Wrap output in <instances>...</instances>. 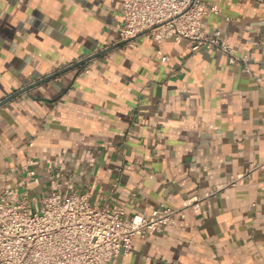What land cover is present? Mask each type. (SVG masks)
Returning <instances> with one entry per match:
<instances>
[{"label": "crops", "instance_id": "0c3cea01", "mask_svg": "<svg viewBox=\"0 0 264 264\" xmlns=\"http://www.w3.org/2000/svg\"><path fill=\"white\" fill-rule=\"evenodd\" d=\"M209 1L220 14L204 28L226 32L260 81L215 49L137 38L0 108V192L21 193L32 158L38 198L60 182L126 218L150 216L264 164V0ZM121 10L118 0H0V102L117 44ZM201 206L108 264H264V166Z\"/></svg>", "mask_w": 264, "mask_h": 264}, {"label": "built area", "instance_id": "2783aa9c", "mask_svg": "<svg viewBox=\"0 0 264 264\" xmlns=\"http://www.w3.org/2000/svg\"><path fill=\"white\" fill-rule=\"evenodd\" d=\"M122 4L123 21L119 42L132 45L140 37L158 44L166 39L186 40L188 50L204 48L223 54L229 65H240L242 71L260 81L252 70L250 56L236 54L226 32L207 31L204 19L219 15L218 6L209 0H118ZM161 62L168 56L158 50ZM34 160L23 166V186L19 194L10 189L0 192V264H108L121 253L133 250L135 236L143 238L176 226V218L196 216L202 202L226 188L251 179L264 164L254 162L242 174L225 183L183 200L178 207L161 204L150 216L140 214L126 218L124 207L107 200L95 205L85 192L64 194L60 182L39 199L30 190L35 178ZM118 190L114 184L113 192Z\"/></svg>", "mask_w": 264, "mask_h": 264}, {"label": "water", "instance_id": "95a60500", "mask_svg": "<svg viewBox=\"0 0 264 264\" xmlns=\"http://www.w3.org/2000/svg\"><path fill=\"white\" fill-rule=\"evenodd\" d=\"M129 41H121V42H118L117 44H114L113 46L109 47V48H106L105 50H102L96 54H93L92 56H89L88 58L68 67V68H65L64 70L62 71H59V72H56L55 74H52L50 76H47L46 78H43L42 80H39L38 82H35L29 86H26L25 88H22L20 89L19 91L15 92L14 94H12L11 96H9L8 98H6L5 100H3L2 102H0V108L3 107L4 105H6L8 102H10L11 100L17 98L18 96L24 94V93H27L29 92L31 89L35 88V87H38L40 85H43V84H46L48 83L49 81H51L52 79L56 78L57 76L59 75H62L63 73H65L66 71L70 70V69H75L77 68L78 66L86 63V62H89L90 60H93L101 55H104V54H107L117 48H119L120 46H123L125 44H127Z\"/></svg>", "mask_w": 264, "mask_h": 264}, {"label": "rangeland", "instance_id": "374dc122", "mask_svg": "<svg viewBox=\"0 0 264 264\" xmlns=\"http://www.w3.org/2000/svg\"><path fill=\"white\" fill-rule=\"evenodd\" d=\"M31 189H33V187H32ZM33 195H34V196H41V195H39V194H37V195L33 194ZM43 196L45 197V196H47V195L44 194ZM39 198H42V197H39Z\"/></svg>", "mask_w": 264, "mask_h": 264}]
</instances>
